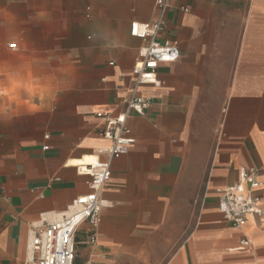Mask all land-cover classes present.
I'll list each match as a JSON object with an SVG mask.
<instances>
[{"label": "crops", "instance_id": "obj_1", "mask_svg": "<svg viewBox=\"0 0 264 264\" xmlns=\"http://www.w3.org/2000/svg\"><path fill=\"white\" fill-rule=\"evenodd\" d=\"M159 16L156 0H0V42L15 35L23 60L0 52V264H25L31 224L91 191L73 162L109 144L96 112L124 109L143 45L131 23ZM158 40L179 59L138 88L150 105L128 118L135 142L112 161L96 243L88 223L77 232L75 264H264L258 216L235 227L218 208V189L257 166L264 209V0H171Z\"/></svg>", "mask_w": 264, "mask_h": 264}, {"label": "built area", "instance_id": "obj_2", "mask_svg": "<svg viewBox=\"0 0 264 264\" xmlns=\"http://www.w3.org/2000/svg\"><path fill=\"white\" fill-rule=\"evenodd\" d=\"M170 2L171 0H156L160 12L156 22L131 23V35L143 42L133 66L135 85L124 99V109L118 112H96V115L104 120L101 134L109 144L99 148L95 155L96 162L77 166V172L89 178L91 191L74 198L66 210L57 213L54 220L45 221L41 228L31 224L29 257L25 264H75L76 235L84 223H88L92 228L89 242L96 243L102 212L109 206V202L102 197V191L112 177V161L128 154L135 142L128 118L131 113L144 115L150 105V98L140 94L138 88L142 85H160L157 74L160 65L176 62L180 56L176 41L163 44L158 40ZM9 47L16 50L17 44L11 43ZM44 148L47 149L48 146ZM100 155H105L106 158L102 159ZM260 174L257 166L241 168L238 180L233 185L218 189L219 211L232 226L243 227L251 215L258 216L264 225L262 199L255 193L261 185ZM249 245L248 239L242 241V246Z\"/></svg>", "mask_w": 264, "mask_h": 264}, {"label": "rangeland", "instance_id": "obj_3", "mask_svg": "<svg viewBox=\"0 0 264 264\" xmlns=\"http://www.w3.org/2000/svg\"><path fill=\"white\" fill-rule=\"evenodd\" d=\"M4 42H0V52L1 50L5 49V50H8L10 51V54H11V57H10V62H11V65H14V66H18L19 64L23 63V60L18 58V54L19 52H13L10 50L9 48V44L10 42H13L17 39V37L15 35H9V36H4ZM18 40V39H17ZM16 80H15V86H12L11 87V90H6L3 92L4 95H10L12 98H16V97H20L22 95V92L25 93L24 91L22 90H17V88L20 89V86L22 85L23 86V81L20 80L17 76H15ZM27 78L32 81L33 79V76L31 74H29L27 76ZM41 81L42 82H45L48 81V77L47 75L43 74L41 76ZM0 82H1V75H0ZM34 88H37L38 90H34V91H30V94L33 95V94H38L41 93V94H45L47 92H40V89L41 88V85H37V84H34L32 85ZM0 88H1V85H0ZM29 92V91H28ZM26 92V93H28ZM0 94H2V92H0Z\"/></svg>", "mask_w": 264, "mask_h": 264}, {"label": "bare ground", "instance_id": "obj_4", "mask_svg": "<svg viewBox=\"0 0 264 264\" xmlns=\"http://www.w3.org/2000/svg\"><path fill=\"white\" fill-rule=\"evenodd\" d=\"M96 160H97V158L94 156H85L83 159H79V160H75L74 162H73V164L75 163V164H80V165H82V164H87V163H91V162H96Z\"/></svg>", "mask_w": 264, "mask_h": 264}, {"label": "trees", "instance_id": "obj_5", "mask_svg": "<svg viewBox=\"0 0 264 264\" xmlns=\"http://www.w3.org/2000/svg\"><path fill=\"white\" fill-rule=\"evenodd\" d=\"M76 245H77V235H76Z\"/></svg>", "mask_w": 264, "mask_h": 264}]
</instances>
